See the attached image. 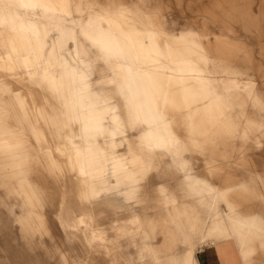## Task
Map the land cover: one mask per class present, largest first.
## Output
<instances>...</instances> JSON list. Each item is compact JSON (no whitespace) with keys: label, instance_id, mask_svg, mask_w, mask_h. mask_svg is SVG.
I'll use <instances>...</instances> for the list:
<instances>
[{"label":"clouds","instance_id":"obj_1","mask_svg":"<svg viewBox=\"0 0 264 264\" xmlns=\"http://www.w3.org/2000/svg\"><path fill=\"white\" fill-rule=\"evenodd\" d=\"M248 4L0 0V207L16 222L5 185L24 176L45 208L47 179L115 197L119 230L77 264H199L237 235L264 253V78L235 30L264 35V14Z\"/></svg>","mask_w":264,"mask_h":264},{"label":"rangeland","instance_id":"obj_2","mask_svg":"<svg viewBox=\"0 0 264 264\" xmlns=\"http://www.w3.org/2000/svg\"><path fill=\"white\" fill-rule=\"evenodd\" d=\"M247 8L250 14H264V0H249ZM235 30L255 49L252 73L257 80L264 78L261 77L264 72V54L261 53L264 35L246 36L240 24L235 25ZM212 31L217 32V29ZM241 86L247 88L246 82L241 81ZM52 160L55 163L54 156ZM5 187L10 196L19 197L17 203L23 201V211L17 213L15 222V217L6 208L0 207V264H77L88 249L99 251L102 248L97 246L109 243V233L119 230V226L113 222L121 217L110 208L115 197L103 196L85 203L91 199V194H78L71 180L56 182L47 179L46 208L44 193L33 186L26 176L16 178L15 186ZM49 230L54 241L47 238ZM21 232L25 234L24 237ZM37 236L41 240L34 243L31 238ZM241 238L253 247L248 238L243 235ZM239 243L238 235L231 240L233 249ZM254 250V247L247 249V253L251 255ZM251 258L253 264H264V253Z\"/></svg>","mask_w":264,"mask_h":264},{"label":"crops","instance_id":"obj_3","mask_svg":"<svg viewBox=\"0 0 264 264\" xmlns=\"http://www.w3.org/2000/svg\"><path fill=\"white\" fill-rule=\"evenodd\" d=\"M264 77V72L261 74ZM242 235H238L239 245L237 249L231 246V241L226 242L220 246L212 249L205 250L203 252H198L196 259L201 262V264H242L241 262V252H243L246 258L251 257L250 253H247V249L251 247L245 240H242ZM235 237H233L234 239ZM106 245L97 248H105ZM212 261V262H211ZM68 263V261H67ZM69 264V263H68ZM247 264H253V258L247 260Z\"/></svg>","mask_w":264,"mask_h":264}]
</instances>
